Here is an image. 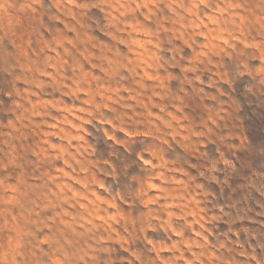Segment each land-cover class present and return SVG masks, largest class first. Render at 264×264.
<instances>
[{
    "label": "rangeland",
    "instance_id": "374dc122",
    "mask_svg": "<svg viewBox=\"0 0 264 264\" xmlns=\"http://www.w3.org/2000/svg\"><path fill=\"white\" fill-rule=\"evenodd\" d=\"M0 264H264V0H0Z\"/></svg>",
    "mask_w": 264,
    "mask_h": 264
}]
</instances>
